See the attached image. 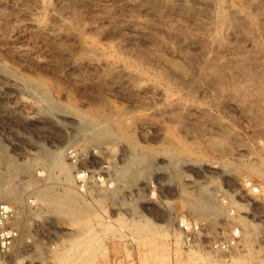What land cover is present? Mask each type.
I'll return each instance as SVG.
<instances>
[{"label":"rangeland","instance_id":"1","mask_svg":"<svg viewBox=\"0 0 264 264\" xmlns=\"http://www.w3.org/2000/svg\"><path fill=\"white\" fill-rule=\"evenodd\" d=\"M10 1L0 3V200L23 210L27 194L46 207L48 197L71 193V204L79 208L75 219L63 215V205L46 207L63 238L54 257L70 239L89 238L95 239L96 251L88 259L72 258L71 264H264V174L254 170L264 171V88L236 67L264 68V0H47L37 14L50 24L47 31L38 30L27 15L10 11ZM21 1L12 3L24 7L34 2ZM217 9L239 13L234 23L218 27ZM252 32L260 36L252 38ZM203 59L227 67L226 74L241 71L235 74L242 86L210 88ZM163 70L180 74L184 80L177 83L185 85L170 89ZM6 80L18 87L8 90L1 84ZM170 99H181L185 107H170ZM115 116L123 119L120 125ZM63 144L66 180L46 161ZM69 149H95L112 163L113 187L90 191L99 202L75 188ZM123 150L140 159V170L133 180L125 178V187L115 182L121 179ZM207 163L216 168L206 170ZM189 174L195 185L188 183ZM197 195L215 209L201 213ZM178 217L204 224V235L191 246L176 226ZM76 219L88 222L86 228L78 231ZM136 221L154 225L160 257L152 256L151 245L136 233ZM235 226L241 230L236 248L210 249Z\"/></svg>","mask_w":264,"mask_h":264},{"label":"bare ground","instance_id":"2","mask_svg":"<svg viewBox=\"0 0 264 264\" xmlns=\"http://www.w3.org/2000/svg\"><path fill=\"white\" fill-rule=\"evenodd\" d=\"M1 1V0H0ZM3 1V0H2ZM1 1V2H2ZM7 1V0H6ZM13 1H15V0H12V2ZM29 1V0H28ZM203 1V0H202ZM205 1V0H204ZM207 1V0H206ZM216 1V0H215ZM221 1V0H220ZM233 1V0H232ZM0 2V3H1ZM11 1H10V3H9V6H10V11H12V12H21V13H23V14H25V15H27L28 16V19L30 18V20H31V23L32 24H34V26H36V28H38V30L40 29V30H46L47 31V29H48V27L50 26V24H49V26L47 25V22H45V20L43 21L40 17H38L37 16V14L39 15V8H41V7H43V6H45L46 4H47V0H34V2H33V6H26L24 3H22V4H24L25 6L23 7V6H18L16 3H12ZM21 2H23V0L21 1ZM24 2H25V0H24ZM29 2H31V1H29ZM208 2V1H207ZM244 2V1H243ZM247 2V1H246ZM26 3V2H25ZM203 3V2H202ZM184 4V3H183ZM209 4V3H208ZM246 4H248V3H246ZM2 5V4H1ZM5 5V4H4ZM1 7V6H0ZM8 7V6H7ZM6 7V9H8ZM45 8V7H44ZM50 8V7H49ZM216 9V8H215ZM220 9V8H219ZM219 9H217V17H215V19H218V20H214V21H217L216 23H214V25H216V26H218V27H221V25L222 24H224L225 22L227 23V24H229V23H234L233 21H235V16L237 15V13H239V12H237V10H235V9H233L232 11V13H228V11L229 10H227V12H224L223 10H219ZM242 9V8H241ZM241 9H240V11H241ZM41 10V9H40ZM211 10V9H210ZM244 10V9H243ZM251 10V9H250ZM9 11V10H8ZM52 11V10H51ZM239 11V10H238ZM54 12V11H53ZM208 13H209V11H208ZM12 14V13H11ZM20 14V13H19ZM41 14H43V13H41ZM236 14V15H235ZM213 15V14H212ZM250 16V15H249ZM251 17L253 18V19H255L254 17H253V15H251ZM239 18V17H238ZM237 18V19H238ZM240 19L242 20L243 19V17H240ZM211 20V19H210ZM240 20V21H241ZM245 20H247L248 21V19H245ZM244 20V21H245ZM251 20V19H250ZM238 21V20H237ZM243 21V20H242ZM246 21V22H247ZM256 21V20H255ZM254 21V22H255ZM246 22H244V24H246ZM248 22H251V21H248ZM252 23H253V20H252ZM30 24V23H29ZM31 25V24H30ZM232 25V24H231ZM230 25V26H231ZM247 25H248V23H247ZM216 26H214V27H216ZM227 27V26H226ZM229 27V26H228ZM227 27V28H228ZM231 27H233V26H231ZM226 28V29H227ZM252 28H253V26H252ZM210 29L211 28H209V31H210ZM215 29V28H214ZM220 29V28H219ZM228 29H230V28H228ZM227 29V30H228ZM259 29V28H258ZM226 30V31H227ZM231 30V29H230ZM245 30V29H244ZM253 30V29H252ZM251 30V31H252ZM255 30H257V28L255 27ZM45 31V32H46ZM50 31V30H49ZM48 31V32H49ZM220 31V30H219ZM254 31V30H253ZM258 31V30H257ZM261 32H262V30H260ZM214 32V31H213ZM212 32V33H213ZM244 32V31H243ZM215 33H216V31H215ZM250 33V32H249ZM253 33V32H252ZM251 33V34H252ZM51 34V33H50ZM218 34V33H217ZM216 34V35H217ZM221 34V33H220ZM230 34H233V33H230ZM242 35V34H241ZM205 36H207V35H205ZM210 36H213V35H210ZM210 36H208L209 38H210ZM218 36V35H217ZM221 36V35H220ZM219 36V37H220ZM223 36V35H222ZM234 36H235V33H234ZM245 36V35H244ZM243 36V37H244ZM260 35H259V33L258 32H255V33H253V36H252V38H255V37H259ZM90 37V36H89ZM214 37V36H213ZM231 37V36H230ZM236 37V36H235ZM234 37V38H235ZM226 38V37H225ZM225 38H223L224 40H225ZM228 38V37H227ZM233 38V39H234ZM240 38V37H239ZM212 39V37L210 38V40ZM213 39H215V37L213 38ZM230 39V38H229ZM247 39V38H246ZM264 39V38H263ZM82 40H84V38H82ZM209 40V41H210ZM221 40H222V38H221ZM221 40H220V42H221ZM248 40V39H247ZM93 41V40H92ZM219 41V40H218ZM251 41V40H250ZM258 41H260V40H258ZM84 42V41H83ZM95 42V41H94ZM216 42V41H215ZM225 42H226V40H225ZM230 42V41H229ZM232 42V41H231ZM230 42V43H231ZM234 42V41H233ZM244 42V41H243ZM242 42V43H243ZM247 42V41H246ZM248 42H249V40H248ZM260 42H264L263 40L262 41H260ZM217 43V42H216ZM229 43V44H230ZM241 43V42H240ZM260 45H261V43H259ZM89 44H87V46H88ZM93 45V44H92ZM227 45H228V43H227ZM86 45L84 46L85 48L87 47ZM89 47V46H88ZM240 47H242V46H240ZM84 48V49H85ZM255 48H258L257 46L255 47ZM87 49V48H86ZM89 49V48H88ZM87 49V50H88ZM185 49V48H184ZM233 49V48H232ZM259 49V48H258ZM264 49V48H263ZM22 50V49H21ZM86 50V51H87ZM182 50V49H181ZM180 50V52H184L183 50L181 51ZM234 50V49H233ZM239 50V49H238ZM257 50V49H256ZM84 51V50H83ZM95 51V50H94ZM93 51V48L92 49H90V52H94ZM81 52V51H80ZM88 52V51H87ZM86 52V53H87ZM97 52V51H96ZM187 52H188V50H187ZM239 52V51H238ZM79 53V52H78ZM89 53V52H88ZM98 53V52H97ZM96 53V54H97ZM185 53V52H184ZM84 54V53H83ZM90 55H92L91 53H89ZM187 54V53H186ZM243 54V53H242ZM241 54V55H242ZM95 55V53H93V56ZM104 55L105 54H103V58H104ZM183 55H185V54H183ZM189 55H191V54H189ZM264 55V54H263ZM98 56V55H97ZM207 56V55H206ZM250 56V55H249ZM80 57H81V55H80ZM99 57V56H98ZM107 57V56H106ZM200 58H201V56H199ZM198 57V58H199ZM93 58V57H92ZM187 58V57H186ZM193 58V57H192ZM203 58V57H202ZM210 58V57H209ZM102 59V58H101ZM189 59V58H188ZM89 60H91V61H94V60H92L91 58L89 59ZM192 60V59H191ZM193 60H195L194 58H193ZM192 60V61H193ZM91 61H89V62H91ZM200 61H201V59H200ZM96 64H99V65H102V67L105 65V66H108V63H107V61H103V59L102 60H100V59H97L96 61H94ZM188 62V61H187ZM195 62V61H194ZM194 62H192V63H194ZM236 62H238V60L236 61ZM244 62V61H243ZM254 62V61H253ZM92 63V62H91ZM190 63V62H189ZM197 63V62H196ZM200 63V62H199ZM226 63V62H225ZM234 63V62H233ZM239 63V62H238ZM250 63V62H249ZM257 63V62H256ZM93 64V63H92ZM121 64V63H120ZM174 66L177 68V69H182V65L179 63V62H176V61H174ZM94 65V64H93ZM98 65V66H99ZM109 65H110V63H109ZM196 65V64H195ZM260 65V64H259ZM264 65V64H263ZM123 66V65H122ZM236 66V65H235ZM262 66V65H261ZM101 67V68H102ZM202 68H203V70H205V72L207 73V77H208V80L206 81V82H208L209 83V85L210 86H212V87H210V88H214V89H216V90H218V91H227V90H234V89H236L237 87H238V85H240V86H242L240 83L238 84V78H237V76H236V74L239 72L240 74H241V71H242V73L244 74H248L249 76H251V77H254V78H257V80H258V82L260 83V87L261 88H264V68L261 70V68H257V67H259V66H255V65H251L250 67L249 66H247V65H245L244 63H240L238 66H236V67H238L239 68V70H241V71H239V70H237V71H235V72H237L236 74H235V72L234 71H232V72H234L233 74H230L231 73V71H230V73L229 74H226L225 73V69L224 68H227V67H223V66H221L220 64H218V63H216V62H213V60H211V59H203L202 60V66H201ZM264 67V66H263ZM114 68V67H113ZM116 68V67H115ZM229 70V69H228ZM130 71V70H129ZM160 72V74H161V76L162 77H164L165 79H166V81H170V89H172V87L174 86V85H176L175 83H177V81H178V78L179 79H181L180 78V74L179 75H175V74H172L171 73V71L169 72L168 70H163V71H159ZM128 74V73H127ZM235 74V75H234ZM239 74V75H240ZM12 75V74H11ZM131 75V74H130ZM183 75V74H182ZM181 75V76H182ZM204 76V75H203ZM13 77V76H12ZM3 78H5V77H3ZM2 78V79H3ZM7 78H10L9 77V75H8V77ZM204 78V77H203ZM207 79V78H206ZM9 80V79H8ZM11 80H13V79H11ZM181 80H184V79H181ZM5 81V80H4ZM3 81V82H4ZM7 81V80H6ZM137 81V80H136ZM176 81V82H175ZM140 82V81H139ZM184 81H182V82H178L177 83V86L179 87L181 84L180 83H183ZM191 82V81H190ZM189 82V83H190ZM247 82V81H246ZM141 83V82H140ZM188 83V82H187ZM186 83V84H187ZM1 84H3L6 88L8 87V90H9V88H16V87H18V84L16 83V82H14V81H12V82H10V83H8V81L6 82V83H1ZM156 84H157V82H156ZM184 84V83H183ZM182 84V85H183ZM185 85V84H184ZM19 86H21V85H19ZM150 86V85H149ZM153 85H151L150 87H152ZM159 86V85H158ZM187 86V85H186ZM239 86V87H240ZM22 87V86H21ZM140 87V86H139ZM143 87V86H142ZM153 87H155V86H153ZM175 87V86H174ZM183 86H181V88H182ZM176 88V87H175ZM174 88V89H175ZM184 88V87H183ZM4 89V88H3ZM10 89V90H11ZM25 89V88H24ZM150 89V88H149ZM158 89V88H157ZM5 90V89H4ZM13 90V89H12ZM156 90V89H155ZM155 90H154V92H155ZM177 90V89H176ZM242 90V89H241ZM243 90H244V86H243ZM171 92V91H170ZM190 92V91H189ZM174 93H175V91H174ZM247 94V93H246ZM167 95V94H166ZM165 95V96H166ZM230 95V94H229ZM244 95V94H243ZM173 96V93L171 92L170 93V98ZM231 96V95H230ZM262 96H263V98H264V95L262 94ZM167 97V96H166ZM260 97V96H259ZM163 98V97H162ZM176 98V97H175ZM166 99V98H165ZM163 106V105H162ZM165 106V105H164ZM172 106H176V107H178V108H181V107H185L184 106V102L181 100V99H176V100H172V99H170V107H172ZM97 109V108H96ZM164 109V108H163ZM174 109V108H173ZM185 109V108H184ZM99 110V109H98ZM102 110V109H101ZM171 111V110H170ZM202 111V110H201ZM107 113V112H106ZM110 113V112H109ZM117 113V112H116ZM124 113V112H123ZM101 114V113H100ZM99 114V115H100ZM108 114V113H107ZM160 114V113H159ZM171 114V113H170ZM181 114V113H180ZM261 114V113H260ZM101 116V115H100ZM168 116H169V114H168ZM171 116V115H170ZM173 116V115H172ZM105 117V116H104ZM116 117V116H115ZM178 117V116H177ZM183 117V116H182ZM112 118V117H111ZM131 118V117H130ZM172 118V117H171ZM116 119V120H115ZM125 119H129V118H125ZM184 119V118H183ZM112 120V119H111ZM114 120L116 121L115 123L116 124H118V125H120L121 124V122H122V120L123 119H121V118H114ZM113 120V121H114ZM77 121V120H76ZM134 121V120H133ZM193 121V120H192ZM68 122V121H67ZM87 122V121H86ZM126 122H127V120H126ZM178 123H179V121H178ZM187 123V122H186ZM194 123H195V121H194ZM72 124V123H71ZM80 124H82V123H80ZM131 124V123H130ZM174 125V124H173ZM176 125V124H175ZM83 126V125H82ZM81 127V126H80ZM82 128V127H81ZM84 128V127H83ZM68 129H70V128H68ZM78 129H80V128H78ZM84 131V130H83ZM177 131V130H176ZM170 132H172V131H170ZM98 133V132H97ZM103 133H109L107 130H104L103 131ZM98 135V134H97ZM171 135H173V133H171ZM210 137V136H209ZM102 137H99V139H101ZM212 138V137H211ZM210 138V139H211ZM100 141V140H99ZM211 143V142H210ZM197 144V143H196ZM201 144V143H200ZM224 144V143H223ZM64 145H66V144H63V145H59V146H57V148H56V150H54V151H52V152H50L49 154H47V157H46V161H47V165H48V167L49 168H51L52 167V169L55 167V168H58V173H61V178H63V180H66L67 179V176H69V175H67V172L69 171V169H68V171L66 170V168L68 167V166H65V163L63 162V160H62V156L60 155V151L64 148ZM104 145H107V144H104ZM209 146H210V144H209ZM213 147V149L214 148H216L217 149V147H214L215 145H212ZM223 146V145H222ZM224 146H225V144H224ZM107 147V146H106ZM105 147V148H106ZM125 147V146H124ZM219 148V147H218ZM216 149H215V151H216ZM220 149V148H219ZM229 149V148H228ZM203 150H204V148H203ZM212 150V149H211ZM219 151V150H218ZM126 152V151H125ZM125 152H124V150H123V152H122V155L123 156H125V162L123 163V165H122V168H121V179L120 180H118L117 179V181L115 180V182H117V185H119V184H122V186L121 187H125L126 185V177H128V179H129V177L133 180V178H134V176H135V174L140 170L139 169V164H140V159L138 160L137 158H133V157H128L129 156V153L128 154H125ZM127 153V152H126ZM133 156H135V155H133ZM126 157H128V158H126ZM146 164V163H145ZM189 164V163H188ZM261 165V164H260ZM199 166H201V165H199ZM204 166V165H203ZM141 167V166H140ZM220 167V166H219ZM258 167V166H257ZM17 168V166L15 165H11V169H16ZM200 168H203V167H200ZM204 168L206 169V170H213V169H215L216 168V164H214V163H207L206 164V166H204ZM262 168V167H261ZM219 169V168H218ZM9 170V169H8ZM222 170V169H221ZM254 170L255 171H257V173H259L260 172V174H261V176H263V172L264 171H262V173H261V169H259V168H254ZM41 171V170H40ZM39 171V172H40ZM205 171V170H204ZM215 171V170H214ZM5 172V171H4ZM50 172V171H49ZM8 173V172H7ZM216 173H218V172H216ZM222 173H223V171H222ZM254 173V172H253ZM39 174H41V172L39 173ZM120 174V173H119ZM190 175V174H189ZM189 175H187V176H189ZM259 175V174H258ZM58 176V175H57ZM264 177V176H263ZM57 179V178H56ZM127 179V180H128ZM202 179V178H201ZM262 179H264V178H262ZM131 180V181H132ZM130 181V180H129ZM206 181V180H205ZM188 183H191V184H193V185H195L196 184V180H195V178L194 177H191V175H190V177H189V181H188ZM201 183V182H200ZM207 184V183H206ZM116 185V186H117ZM125 185V186H124ZM128 185V184H127ZM143 185V184H142ZM146 185H148V182H147V184ZM190 185V184H189ZM7 186V185H6ZM139 186V185H138ZM200 186V185H199ZM5 187V186H4ZM119 187V186H118ZM142 186L140 185V187H137V193H140V188H141ZM146 187V186H145ZM7 189V188H6ZM135 189V188H134ZM215 189H217V188H215ZM8 190V189H7ZM74 191V190H73ZM92 191V190H91ZM200 191V190H199ZM264 192V191H263ZM200 193V192H199ZM46 194V193H45ZM264 194V193H263ZM79 195V194H78ZM83 195H85V194H83ZM89 198L92 200V201H96L97 200V197H96V195L94 196V195H91L90 194V192H89ZM51 196V195H50ZM86 196V195H85ZM115 196V195H114ZM249 197V196H248ZM85 198V197H84ZM100 198V197H99ZM247 198V197H246ZM148 200V199H147ZM194 200H195V203L198 205V209H199V211L201 212V213H206V212H208V211H213L214 209H215V207H213V206H211V205H209V204H207V203H204L203 201H202V199L200 198V196L199 195H197V196H195L194 197ZM46 202H45V204H47L48 206H50L51 208L53 207V206H55L56 205V207H57V205H63V206H65V211H64V213H63V215L65 216V217H68V218H72V219H75L74 217H77V214L76 213H78V211H79V208L78 207H76L75 205H74V203L73 204H71V201L72 202H74L73 201V197L71 196V193L70 192H64L62 195H60V196H53V197H48L46 200H45ZM98 201V200H97ZM145 201V200H144ZM149 201V200H148ZM152 201V200H151ZM99 202V201H98ZM97 202V203H98ZM122 202V201H121ZM189 204V203H188ZM47 205H46V207H47ZM220 206V205H219ZM49 207V208H50ZM100 208V207H99ZM194 208V207H193ZM52 209H54V207L52 208ZM59 210V209H58ZM57 211V210H56ZM61 213H62V210H61ZM179 214H180V212H179ZM92 215V214H91ZM141 215V214H140ZM195 215V214H194ZM142 216V215H141ZM193 216V215H192ZM196 216V215H195ZM261 216V215H260ZM262 217V216H261ZM87 218H88V216H87ZM78 219V218H77ZM76 219V220H77ZM119 220V219H118ZM80 221V220H79ZM83 221H84V219H83ZM118 222V221H117ZM122 222V221H121ZM77 226L76 227H78V231L80 230L79 228H80V226H85L86 225V223H87V225H88V222H83V224L81 223V221L80 222H78V220H77ZM105 224V223H104ZM118 224V223H117ZM86 225V226H87ZM107 225V224H106ZM120 225V224H119ZM118 225V226H119ZM135 231H136V233H138L139 235H140V237H142V239L144 240V242L146 241V243L148 244L149 243V245H151V254H152V256H154V257H160V255L159 254H157L158 253V251H160V249H161V247H162V245L160 244V243H158L157 242V233H156V230H155V228H154V225H152L150 222H138V221H136L135 222ZM26 226H22V229H28V227H26ZM120 227V226H119ZM84 228H86V227H84ZM131 228V227H130ZM25 230V231H26ZM82 230V229H81ZM113 230V229H112ZM77 231V232H78ZM90 231V230H89ZM89 231H87L86 230V232H87V234L89 233ZM85 233V232H84ZM130 233V232H129ZM129 233H128V235H129ZM132 233H134L133 231H132ZM86 234V233H85ZM93 235V234H92ZM91 234H90V236L89 237H91L92 236ZM80 236H81V234H80ZM76 237H78V236H76ZM88 237V236H87ZM134 237V236H133ZM139 237V238H140ZM74 238V237H73ZM131 238V237H130ZM85 238H83V240H80V238H74V239H70L68 242H70V245L69 246H67L66 247V249H64V250H62V252L61 253H59L56 257H54V263L53 264H71V259L72 258H77L78 260L79 259H81V258H84V259H88V258H90L91 257V255L94 253V251H96L95 249H94V246H92L93 245V243L95 242V239H93L94 240V242L92 243L91 241H93V240H89V238H86L85 240H84ZM142 239H140V240H142ZM139 240V239H138ZM91 242V243H90ZM142 242V241H141ZM97 244V243H96ZM142 244H144L143 242H142ZM146 244V245H147ZM18 246H19V248H22L23 246H22V242H20L19 244H18ZM97 247V246H96ZM146 249V248H145ZM150 249V248H149ZM144 251V250H143ZM33 254H35V251L33 252ZM32 254V255H33ZM149 254V253H148ZM34 256H36V255H34ZM74 260V259H73ZM44 264V263H43Z\"/></svg>","mask_w":264,"mask_h":264},{"label":"built area","instance_id":"3","mask_svg":"<svg viewBox=\"0 0 264 264\" xmlns=\"http://www.w3.org/2000/svg\"><path fill=\"white\" fill-rule=\"evenodd\" d=\"M67 156L73 165L74 186L81 193L88 195L97 188L113 187L112 163L102 158L95 149L86 153L69 149ZM252 191L258 192V186H252ZM24 204L25 209L21 210L11 200H0V264H50L63 247L59 227L34 195H25ZM22 226L28 229H22ZM176 226L183 233L187 246H191L205 232L203 223L186 217H178ZM240 237L241 230L235 226L225 238L214 241L210 249L227 252L240 244ZM20 242L22 248L18 246Z\"/></svg>","mask_w":264,"mask_h":264}]
</instances>
